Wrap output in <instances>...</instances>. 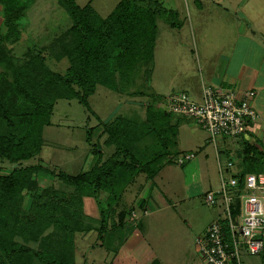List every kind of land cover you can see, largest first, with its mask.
Instances as JSON below:
<instances>
[{
	"label": "rangeland",
	"instance_id": "374dc122",
	"mask_svg": "<svg viewBox=\"0 0 264 264\" xmlns=\"http://www.w3.org/2000/svg\"><path fill=\"white\" fill-rule=\"evenodd\" d=\"M32 1V5L20 21L22 30L19 41L8 45L13 59H16L14 64L17 66L29 64V59L26 56L27 52L33 49H41V56L45 65L51 71L64 74L68 62L61 57L54 59L58 53V47L54 43L63 37V33L68 31L71 25L70 19L63 7L59 5L58 0ZM88 1L76 0V3L78 6H84ZM99 1L104 0H92L90 5L96 10ZM116 1L106 0V3L112 8L111 6ZM160 1L163 6L176 8L181 12L174 19L175 23L178 24L174 28L178 29L182 26V29H188L191 25L196 47H199L200 44L197 43V23L204 24L208 28L206 32L211 35L214 34V36L218 35V37L221 35V30L224 33V30L219 27L220 24H234L232 20L228 19V16H225L226 21H223L222 15H226V13L223 11L220 13V9L218 10L216 6L217 2L219 3L221 0ZM230 1H232V5L227 4V8H230L229 10L236 17V21L239 19L245 23L246 18L238 11L242 9V11L248 13L249 17L253 18L254 27L261 28L264 26V15L259 13V10H263L264 5L260 7L254 0H241L240 7L236 8L238 0ZM242 1L244 2L242 3ZM108 10L110 9L107 8V11L99 12L102 17H105L108 15ZM1 12L2 7L0 6V16ZM156 24L157 30L161 34L163 30L166 31L170 28L164 18H158ZM244 26L246 28L248 24ZM0 30L2 33L5 31L3 19H1ZM203 32L200 31L199 33L202 34ZM179 47L185 55L182 62L185 60L191 61L193 45H190L189 42L188 45L182 44ZM167 50H169V47L163 49L160 44L155 53L153 76L145 81V77L140 74L141 76L136 79L137 86L129 88L132 92L135 90L143 92L141 95L129 96L98 85L95 92L88 98L90 113L86 112L76 99H60L55 102L50 124L45 126L42 131L43 145L40 153L21 165L40 164L46 170L39 171L35 176L38 190L53 189L58 194H53L54 196L51 195V197L44 195L43 199L36 198L34 201L31 193L23 192L21 206L18 205L16 209L21 208L22 213L26 212L33 219L36 212L32 209L39 206L41 201L47 198H50L53 202L57 200V204L60 205L59 210L55 213L57 221L46 227V225L39 223L40 218L36 219L35 217L36 221L32 229L37 231L32 234L33 238L24 242L21 237L16 235L14 237L15 241L34 250H49L59 254V252L65 251L67 247L66 238L70 237L73 244L75 264H108L114 252L117 253L115 256L116 264H118L117 259H122V262L127 257L130 258L128 264H139L144 260L143 255H146V251L143 253L139 250V248L141 249L139 246L141 243L137 236L138 231H140L142 233L146 232V237L150 238L157 253L166 264H168L167 262L170 264H191L193 259H197L198 254L194 240L200 235V230L210 222L212 217L222 219L224 216L221 197L215 193L220 189V175L215 160V151L224 152L221 155L222 168L226 167L225 165L229 161L233 164L232 171L236 172L240 168L243 158L242 148L244 142L247 141L244 136L236 137L237 144L234 146L226 145L221 140L227 139L228 141L232 139L231 137L216 136L214 143L211 141L208 132L196 126L193 119L181 116L177 146L172 150L174 155L171 156L169 161L164 159L160 163L161 165L165 164L153 178V185L144 173L138 174L134 180L135 182L130 184L120 197L117 202L118 205L106 207L104 201L107 193L105 192L98 194L100 205H97L94 198L87 195L81 197L80 205H75L76 203L73 200L76 193H74L73 187L66 185L56 176L59 171L71 176L77 175L84 170H88L96 162V156L86 142V129L91 128L93 130L91 135L93 143L102 144L104 137L97 139L99 131L102 129L99 128L100 122H105L117 115H126L131 119H141L145 115V105L151 104L162 112H168L160 96V98L151 96L153 91L159 93L157 78L164 73L163 70H168L170 65L167 63L166 66H163L162 57L165 53L168 54L169 51ZM177 50V47H175L172 52L176 54ZM172 62L170 63L172 64ZM168 74L172 75V72H168ZM157 99L161 101L159 102ZM175 117L179 116L175 115ZM0 124L2 125L1 122ZM165 137L168 138L169 143L172 140L171 132L162 133L161 138ZM247 142L254 144L252 141ZM257 144L264 148V142ZM101 149L104 152V159L112 152V147L105 148L101 146ZM163 150L153 148L150 150L149 155L148 152H142L140 155L138 154V158L141 161L148 160V158L152 159L155 155L163 154L165 152ZM189 153H192L194 158L185 164L179 165L176 159ZM13 167L15 166L0 159V173L2 175L9 174ZM253 173H264V158L255 163ZM223 175L224 178L227 177L226 174ZM208 192L215 193V204L210 205L206 202L205 196ZM139 199H143L144 202L149 200L148 202H150L147 209V212L149 211L147 216L149 222L147 225L145 224V227L141 223V219L144 218L143 209L137 206ZM152 199L155 201L154 204L151 203ZM31 201L37 204L34 205L33 203V206H31L29 205ZM100 209H104L106 213L103 234L98 232L101 220ZM120 211L126 213L125 222L124 220L119 221L118 214ZM65 213L66 215L71 213L73 216L70 217L68 227L63 230V225H60L62 222L60 217H64ZM44 238H49L45 244H43ZM174 255L179 257L176 262L173 261L176 259V257H173ZM132 256L133 259H131ZM262 256L264 258V255ZM242 261L243 264H264L260 256L246 254L243 256ZM32 264L40 263L34 260Z\"/></svg>",
	"mask_w": 264,
	"mask_h": 264
},
{
	"label": "trees",
	"instance_id": "16d2710c",
	"mask_svg": "<svg viewBox=\"0 0 264 264\" xmlns=\"http://www.w3.org/2000/svg\"><path fill=\"white\" fill-rule=\"evenodd\" d=\"M32 3V0H0L5 27L4 33L0 30V159L15 166L7 175L0 173V264H32L34 260L40 264H75L70 237L66 238L65 251L59 254L34 250L15 241L16 235L24 242L33 238L32 234L37 231L32 229L35 217L40 218L39 223L46 227L56 222L55 213L60 206L57 200L53 202L47 198L32 209L36 212L33 219L26 212L22 213L21 208L16 209L18 205L21 206L23 192L31 193L34 201L36 198L43 199L44 195L51 197L58 194L53 189L38 190L35 176L45 168L40 164H21L40 153L42 131L50 124L57 100L76 99L90 113L88 98L98 85L129 96L141 95L143 92H132L129 88L137 86L136 79L140 74L145 80L149 77L157 19L164 18L174 28L178 25L174 21L178 14L162 7L158 0H120L106 17H101L89 2L78 6L76 0H58L71 23L58 43H54L58 47L54 59L61 57L68 62L65 73L60 74L45 65L41 49L27 52L29 64H14L16 59H13L8 45L19 41L22 30L20 21ZM144 109L145 115L141 119L117 115L100 122L99 128L102 129L97 139L104 137L102 144L93 143V130L86 129V142L95 154L96 162L88 170L74 176L61 171L56 174L59 180L73 187L75 205L81 204L84 195L94 198L100 205V192L107 193L104 201L106 207L118 205L126 188L135 182L140 173H144L153 185V178L165 164L160 163L164 159L169 161L174 155L172 150L177 146L178 130L176 124H172L173 114L162 112L152 104ZM168 131L172 135L169 143L168 138H161L162 133L167 134ZM101 146L112 147L111 154L105 159ZM153 148L164 149L165 152L144 161L138 158L142 152L149 155ZM242 154L241 170L238 172L241 178L254 172L255 163L264 158V148L245 141ZM33 203L31 201L29 205L33 206ZM144 203L143 199H139L137 206L145 210ZM233 206L235 216L238 202L235 201ZM72 216L65 213L64 217H60L63 230L68 227ZM100 217L98 232L103 234L106 222L104 209H100ZM118 217L120 222L126 221L123 211L119 212ZM48 240L44 238L43 244ZM139 246L144 253V243ZM148 253L147 250L143 262L139 264H160ZM116 254L114 252L108 264H116ZM129 259L127 257L122 262V259H117V262L128 264Z\"/></svg>",
	"mask_w": 264,
	"mask_h": 264
},
{
	"label": "crops",
	"instance_id": "0c3cea01",
	"mask_svg": "<svg viewBox=\"0 0 264 264\" xmlns=\"http://www.w3.org/2000/svg\"><path fill=\"white\" fill-rule=\"evenodd\" d=\"M225 1L221 0V2H217L216 6L218 7V10L220 9V13L221 11L226 13V15H222L223 21H226L225 16H228V19L232 20L234 24H220L219 27L224 30V33L221 30V35L218 37V35L214 36V34L211 35L206 32L208 30L207 26L202 23H197V43H200L199 47L195 46V39L193 41V28H191V25L189 27L187 26L188 29H182V26L178 29L170 27L166 31L163 30L162 34L156 28L151 72L148 79L153 76L155 53L160 44L163 46V49L169 47V50H167L169 52L168 54L165 53V55H163L162 61L164 62L163 66H166L167 63L170 65L168 70H163L164 73L157 78L159 83V93L153 91L151 96H160L161 98H159L162 100L171 93L183 92L186 93L192 101L200 102L202 88L205 86L214 88L221 87L225 89L236 88L241 91L254 90L255 97L252 101V106L258 115V119L252 124L246 137H244L247 141H252L255 145H258L257 143L264 142V26H262L263 28L254 27L252 23L253 18L249 17L248 13H245L246 11H242V9L238 11L244 15V18H246L244 20L245 23L241 22L239 19L236 21V17L229 10L230 8H227V4L232 5V1ZM88 2L92 4V0H89ZM118 2L119 0L111 6L112 8H110L109 4L107 5L106 0L99 1L98 5H96V10L92 5L91 6L96 13L101 16L99 11H107L108 8L110 9L108 10L109 14ZM158 2L165 9L176 11L179 15L181 14L178 9L165 7L160 0H158ZM243 2L244 1H242V3ZM254 2L259 4L260 7H263L264 5V0H254ZM240 3L241 0H238L236 8L240 7ZM200 9L202 10V7ZM259 13L264 15V8L262 11L259 10ZM1 19L2 17L0 16V23ZM244 25L247 27L245 28ZM200 31L204 32L201 34L199 33ZM189 42L190 45H193V57L191 61L185 60L182 62L183 56L185 55L181 52L179 45L184 44L186 46ZM175 47L179 50H177L176 54L172 52L175 50ZM171 61H173L172 64L170 63ZM168 72H172V75H169ZM180 119L181 116L175 117V115L172 119V124H176L177 130H179ZM221 140H223L222 142H225L226 145L234 146L237 144L236 138H232L228 141L227 139ZM213 142L215 143V140ZM258 147H260V145H258ZM223 153L224 152L218 150L215 151V160L219 175L220 171H224L225 173L229 171L226 167L222 168L221 166V155H223ZM240 170L241 166L236 172L232 171V169L230 171L237 173ZM148 201L149 200H146L143 206V208L146 209V213L143 215L144 218L141 219L143 227L149 222V219H147L149 211L147 212V209L148 206H150V202ZM151 203L154 204L155 201L152 199ZM216 218L217 217H212L210 222L200 230V234L203 233ZM146 235V232L142 233L138 231L137 238L141 243H144L145 251L148 250L150 255L155 257L160 264H166L162 257L157 253L150 238L148 236L146 237ZM196 252L198 257L197 259H193L191 264H203V259L198 251ZM262 255H264V249L260 254L255 256H260L261 260L264 262ZM243 256H245V254L241 256V264H243ZM173 257H176V259L173 260L174 262L178 261V256L174 255ZM167 263L170 264L169 262Z\"/></svg>",
	"mask_w": 264,
	"mask_h": 264
},
{
	"label": "built area",
	"instance_id": "2783aa9c",
	"mask_svg": "<svg viewBox=\"0 0 264 264\" xmlns=\"http://www.w3.org/2000/svg\"><path fill=\"white\" fill-rule=\"evenodd\" d=\"M254 97V90L205 86L200 102L180 92L167 95L163 105L173 115L193 119L196 126L208 132L213 142L216 136L246 137L258 119L252 106ZM193 158L189 153L176 160L182 165ZM231 167L232 163L228 162L229 171H220V189L215 192L222 200L223 218L214 220L194 240L203 264H241L243 254L255 256L264 248V173H249L241 178L238 172L230 171ZM215 193L206 194L208 204H215ZM235 201L238 213L234 216ZM143 212L146 213V209Z\"/></svg>",
	"mask_w": 264,
	"mask_h": 264
}]
</instances>
